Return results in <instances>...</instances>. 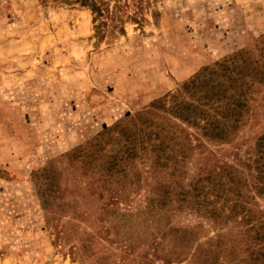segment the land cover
I'll return each mask as SVG.
<instances>
[{"label": "rangeland", "instance_id": "1", "mask_svg": "<svg viewBox=\"0 0 264 264\" xmlns=\"http://www.w3.org/2000/svg\"><path fill=\"white\" fill-rule=\"evenodd\" d=\"M263 35L264 0H0V264L249 260L252 220L218 212L264 218V178L237 163L264 119L190 147L172 96ZM223 167L239 190L193 195Z\"/></svg>", "mask_w": 264, "mask_h": 264}, {"label": "trees", "instance_id": "2", "mask_svg": "<svg viewBox=\"0 0 264 264\" xmlns=\"http://www.w3.org/2000/svg\"><path fill=\"white\" fill-rule=\"evenodd\" d=\"M263 86L264 35L258 38L253 46L234 52L224 59L216 61L213 65L205 66L194 78L183 83L178 92L172 96L175 105L180 109L178 118L183 122L198 126L202 136L188 138L190 147L204 144L206 141L228 142L234 138L242 126L256 125L261 118L264 119V112L259 110L264 97L260 93ZM186 94L191 96V100L187 101L183 97L180 100V97ZM251 122L252 124H250ZM168 132L169 130L164 133ZM155 136L161 141L162 148L160 147L159 151H164L165 140L157 133ZM177 140V145L185 144L181 138ZM180 147L181 149L177 151H181L180 156L183 157L185 148ZM169 148L174 150V147L170 146ZM247 155L249 156L247 161L243 160L237 163L249 168V161L252 160L255 163L256 171L253 179L256 180L255 185H259L260 179L264 178V125L260 133L256 135L253 151L248 152ZM158 156L161 157L159 153ZM226 167L233 168L234 171H241L234 164H227ZM225 168L210 173L207 177L194 178V182L190 185L195 192H198L193 195L197 197L202 194L206 197L208 193L217 191L215 194L217 197H225L223 193L239 190L240 184L239 180H236V175ZM204 180H207L210 185H205ZM237 195L240 196V194ZM237 199L238 197L236 200L230 199L232 202L229 205L224 203L220 207L221 211L218 212V217L222 218L227 213L225 214L227 219L240 210L242 211L241 222L252 220L249 222V226L239 231L247 246L245 250L250 251V257L249 260L247 257L239 262L237 258L236 260L231 258L230 261L232 264H247L246 261L250 264H264V218L259 213L253 212L252 209L240 207ZM216 209L214 207V210ZM225 209L227 212H224ZM221 221L223 220L221 219ZM181 237V235L173 234L172 239L181 241ZM234 240L236 242L237 239ZM226 255L230 256L231 254Z\"/></svg>", "mask_w": 264, "mask_h": 264}]
</instances>
